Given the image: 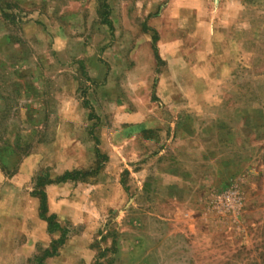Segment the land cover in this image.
I'll return each mask as SVG.
<instances>
[{
  "label": "rangeland",
  "instance_id": "obj_1",
  "mask_svg": "<svg viewBox=\"0 0 264 264\" xmlns=\"http://www.w3.org/2000/svg\"><path fill=\"white\" fill-rule=\"evenodd\" d=\"M167 1L0 0V198L15 197L0 201L1 259L264 264V0H205L191 15L197 24L182 25L188 58L205 79L204 87L190 79L182 106L162 97L166 83L184 77L176 67L153 74L158 97L154 87L144 91L155 103L140 122L127 90L124 101H104L109 71L130 63L124 16L148 29ZM212 20L221 38L211 36ZM151 114L158 121L143 132L153 141L142 155L107 143L102 125L127 120L131 146ZM174 128L188 141L169 157L178 159L169 177L162 151L176 147ZM41 196L56 230L40 215ZM47 249L55 255L43 258Z\"/></svg>",
  "mask_w": 264,
  "mask_h": 264
},
{
  "label": "crops",
  "instance_id": "obj_2",
  "mask_svg": "<svg viewBox=\"0 0 264 264\" xmlns=\"http://www.w3.org/2000/svg\"><path fill=\"white\" fill-rule=\"evenodd\" d=\"M204 1L205 0H169L165 2L161 6V8L157 10V12H155L153 19L147 22L146 27H148V29H145V26L143 27L142 23L138 22L140 20L136 18L130 19L124 16L122 23L123 25H125L124 32H127V34H125L127 44H125L123 48V50H126H122V52H126L125 56L130 58V63H128V65H117V69L112 68L109 71L110 75H107L106 80H104V83L101 86L104 95L111 94L110 96L106 95L107 97L106 99H104L107 104H114L120 101H124V95L121 90H127V95H129L130 97L129 101H131L135 107V119H138L137 122H140L141 118H145V116L143 115H145L146 113H150L152 107L148 106L153 105V103H155L156 97H158L156 89L160 88V86H158V82L156 86H154V84L152 83L153 74H156V77L158 78L160 77L157 76L158 72L163 73L165 76V74L167 75L169 72L171 73L173 71V67H176L175 70L177 72H180V74L182 73L184 77H180V80L174 78L170 81V84L169 82L166 83L167 86H165V91H163L164 96L162 95V97H165L163 103L174 105L179 104L181 106L185 104L186 98L181 94V91L183 90V88L185 89L189 87L188 84L190 79L192 78L199 83H203L204 87L205 79L198 74V76H196V64L194 63V60H190L188 58L189 53L185 48L184 43L187 35L185 36L186 30L182 26L191 23H194L193 25L197 24V20H193L191 18V15L195 12V10L197 12L199 6L202 5ZM141 28L144 29L141 30ZM210 29V34L213 39L222 37V34H219V30L216 28L214 20H212ZM152 31H154L153 36L150 33ZM157 59L160 61H157ZM159 62H161L163 64L162 67H164L161 70H158ZM114 72L117 73L116 78L111 77L113 76L111 74H113ZM119 73H121L122 76L121 74L119 75ZM110 80H114L116 81V83L113 82V85L110 86ZM220 83L221 82H219V84ZM212 86L213 84H208L206 87L208 89H211ZM153 87L156 96H153L155 99L152 100L151 95L148 94L145 96L144 91H147L149 89L151 91ZM114 88H116L119 93L115 94V92H110ZM178 89L180 90V92H177ZM205 91L203 93H205ZM201 96L203 97V100H201L200 98V102L201 104H204L206 99L204 98V95ZM200 102L198 103L200 104ZM80 112V115H82L83 111ZM153 115L154 114H151L152 117L150 116L148 119L149 125L148 122L138 124L139 126L137 127V129H135V132L138 135L140 134V137L137 139L135 138L136 140L134 142H131V146L129 145L130 142L128 141L133 138V133L131 131L132 128L126 125L127 120L120 121V124H113V126L108 125V127H105L104 125H102L106 129V131L111 132V134L107 136V143L112 146H116L115 149L122 147V150L124 152H126V149L131 147L129 151H132L136 156L142 155L146 152V146L149 145L151 141H153V137H148L143 134V132H148V130L150 129L151 122L155 123L156 120L158 121V117ZM184 115H186L187 117L184 118ZM187 118L188 113L183 112L180 118L177 120L179 122H177L178 126H181L182 121L187 120ZM193 119L203 120V118H197L195 116L193 117ZM181 130H177L176 128H174L173 130V133H175L173 135V141L175 140L177 142L174 143L176 147L171 146L170 149L168 148V146L166 151H162V153L168 151L170 154L164 156L163 158L164 160H170V166H166L167 168H165L166 171L170 173L169 177H176L178 175L174 166H171L173 163L176 164L178 159H170L169 157H173L171 155L179 151L183 154L184 150L187 147L185 141H188V137H185L183 131L181 132ZM115 132H119L120 134H122L124 136V140H117V138L115 137ZM176 132L178 136L176 135ZM5 197L6 198L1 197L0 201L2 199H9L10 202H13L15 199V197L13 198V196ZM28 197L29 196H27V198L24 197V201H28ZM43 222L41 225H44ZM41 227L43 228V226ZM47 231L48 233H50L48 228ZM2 247H4V245L0 246V248ZM25 257L26 259L28 258L25 254L11 256L10 258L3 256L2 259L0 258V264H14L15 261L16 264H21Z\"/></svg>",
  "mask_w": 264,
  "mask_h": 264
},
{
  "label": "trees",
  "instance_id": "obj_3",
  "mask_svg": "<svg viewBox=\"0 0 264 264\" xmlns=\"http://www.w3.org/2000/svg\"><path fill=\"white\" fill-rule=\"evenodd\" d=\"M98 170H99V167L94 168L91 172H88V171L82 172V171H79V170L78 171H74V172H67V173L64 174V176L62 177L63 179H61L60 181H64L66 178L67 179H69V178L74 179L76 175H80L82 177L88 176V175H94V174H96L98 172ZM72 173H74V175H72ZM40 180H42V178ZM52 182H54V181H52ZM40 199H41V205H40L41 214L40 215L42 217H44L48 221V224L50 226L49 227L50 231L56 230V229H53L51 227V220L53 219V216L52 215L46 216V214H47L46 196H41ZM60 242H62V241H60ZM57 248H60V247L57 246ZM52 249H53V247H52ZM54 255H55L54 251H50V249H47L45 251V253H44V257L43 258H47V257L54 256ZM43 258H41L40 261H42Z\"/></svg>",
  "mask_w": 264,
  "mask_h": 264
},
{
  "label": "built area",
  "instance_id": "obj_4",
  "mask_svg": "<svg viewBox=\"0 0 264 264\" xmlns=\"http://www.w3.org/2000/svg\"><path fill=\"white\" fill-rule=\"evenodd\" d=\"M226 196H236V195L234 193H232V194L231 193L230 194L228 193Z\"/></svg>",
  "mask_w": 264,
  "mask_h": 264
}]
</instances>
